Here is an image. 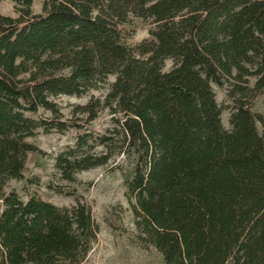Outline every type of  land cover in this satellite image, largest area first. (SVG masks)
Returning a JSON list of instances; mask_svg holds the SVG:
<instances>
[{"label":"trees","instance_id":"1","mask_svg":"<svg viewBox=\"0 0 264 264\" xmlns=\"http://www.w3.org/2000/svg\"><path fill=\"white\" fill-rule=\"evenodd\" d=\"M12 1L19 17L0 15V264L91 255L100 227L88 206L7 191L40 153L28 139L71 127L60 179L131 164L136 239L164 264H264V117L252 111L264 96V0H44L38 15L37 0ZM132 19L153 26L135 47ZM110 77L103 98L64 120L56 99ZM213 85L233 103L230 129ZM106 111L104 132L89 129Z\"/></svg>","mask_w":264,"mask_h":264},{"label":"rangeland","instance_id":"2","mask_svg":"<svg viewBox=\"0 0 264 264\" xmlns=\"http://www.w3.org/2000/svg\"><path fill=\"white\" fill-rule=\"evenodd\" d=\"M43 5L44 0L35 1L32 6L33 14H42ZM0 15L18 18L16 3L12 0H2ZM152 28L153 26L139 19H132L131 24L125 27L126 31L133 32L127 44L135 47L149 39ZM172 66V61H168L166 70H170ZM114 82L115 77H110L101 90H93L80 97L62 96L56 99L64 120H72L74 124V116L79 112L77 108L85 106L93 98H103L108 87ZM213 89L217 102L223 107V125L230 129V110L233 103L227 98L226 88L213 85ZM252 111L264 117V96L257 98ZM39 115L52 117L49 112L44 111ZM79 124L83 126L84 122ZM109 125L110 115L106 111L89 129L101 133ZM259 130L263 131L260 125ZM79 132L77 127H71L65 133L54 130L46 134L40 130L29 138L28 142L35 145L40 153L29 155L24 180L11 182L7 191H16L24 200L38 196L58 207H71L78 201L88 206L100 227V233L91 255L84 264H164L155 248L142 246L136 239L134 216L127 199L126 187V181L133 174L131 164L119 160L112 166L79 174L74 183L60 179L55 170V158L75 142ZM118 164L120 169H117Z\"/></svg>","mask_w":264,"mask_h":264}]
</instances>
